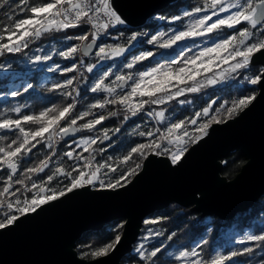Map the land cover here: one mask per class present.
Segmentation results:
<instances>
[{"label": "snow or ice", "instance_id": "snow-or-ice-1", "mask_svg": "<svg viewBox=\"0 0 264 264\" xmlns=\"http://www.w3.org/2000/svg\"><path fill=\"white\" fill-rule=\"evenodd\" d=\"M9 3L10 0H0V8L9 5ZM20 4L23 7H20L19 10L27 11L29 15L27 18L14 21L9 17V24L0 29V57L23 52L30 43L40 39L45 34L76 28L83 24L90 25L92 30L76 37L66 36L65 41L75 39L78 43H73L71 46L65 47L64 50L56 51L54 49L53 51L54 54L64 59H72L78 53L87 56L90 50L96 46L97 40L105 30L126 23L114 9L112 0H48V2L39 0L35 3H29V0H20ZM206 9L211 10L210 15L205 12L199 18L190 19L184 30L175 31L171 35L166 32H159L157 35H153L148 43L158 44L159 48L167 50L173 49V46L180 41L209 36L224 29H232L233 34L223 38H213L210 46L200 48L193 55L185 56L184 52L181 51L180 57L182 59L168 64H157L155 67L139 72L136 77L132 73H128L127 76L116 75L115 80L121 85L133 81L130 91L117 95L114 99L97 101L89 105L87 110L73 115V110L76 107V99L73 93L78 96L79 90L77 88H72V91L66 90L77 79L76 76H72L66 79L63 84H53L50 89V91L60 90L64 96L72 97L71 103L66 105L53 104L38 113L27 115L21 113L23 106L9 109L11 113L20 114L18 119L0 114V129L9 131L15 129L17 132L16 139L5 147H0V167L6 168L10 173H17L19 162L30 154L38 144L46 143L51 155H54L53 144L58 138L62 139L80 130H94L96 125L101 124L102 121L118 115V112L110 111L107 115H98L94 119H88L87 122L78 125V121H83L86 117L92 116L94 109H104L106 105H121L123 107L125 113L123 123L143 112L146 105L166 104L185 93H198L202 88L215 86L224 81L233 80L236 90L241 93L247 90L245 85L260 84L264 78V68L258 74L244 76L243 83L236 82L233 78L239 75L242 70L251 71L254 54L264 50V0H204L203 8L197 7L193 12H184L183 15L192 17L193 13H201ZM220 13L224 15L220 16ZM172 19L179 20L181 17L177 16ZM238 25L241 27L237 28ZM171 31L169 29V32ZM138 35L133 33L127 41L128 45L137 41ZM127 50L126 46L120 44L99 45L95 55L100 60H105L121 57ZM151 56L153 53L150 51L136 55L125 67L132 69L138 62ZM51 59V55H35L32 62L43 66V62ZM224 65L227 67H223ZM80 66L84 67L83 61H81ZM94 67V65H87L86 71L91 73ZM4 68L5 64L0 63V69ZM49 70L71 73L79 71V68L76 63H72L71 67L61 69L59 65H56ZM108 75V72L104 73V77ZM29 89H33L31 83L22 86L23 92H28ZM90 90L93 93L101 90L109 94L116 92V88L105 85L103 77L97 80ZM7 95L6 93L5 98ZM10 95L12 97L21 95V90H13ZM256 98V92L247 95L241 94L231 101L221 104L214 111L213 104L216 101H213L207 107L195 112L192 118L171 123L163 132H160L159 129H156L155 132L151 130L138 131L140 126L137 125V128L133 129L132 135L150 139L131 147L126 154L116 158L115 161L110 157L108 161L95 165L93 163L95 156L92 155L94 150L91 146L96 144L98 140H109V130L105 129L102 135L96 138H82L76 142V147L64 153V156L77 161L83 160L84 163L82 165L77 163L71 170H67L61 164L52 171L51 175H47L45 180L39 184L33 182L30 189H25L31 193L30 197L25 195L23 199H20L17 196L12 201L7 200L5 193H9L13 180L12 175H8L6 185L0 190V209H4L0 213V229L13 225L21 215L34 213L43 205L75 189L88 186L95 187L96 185L99 186L100 190H117L126 187L132 182V178L140 174L144 166L143 161L149 155L166 156L172 166L180 164L189 152L190 145L198 144L207 137L213 124L226 123L227 120L235 118L249 108ZM180 103L190 102L181 100ZM147 114L149 117L159 118L161 121L165 119L163 110L148 112ZM119 131L120 128H116L113 134ZM13 145L16 146L13 147ZM80 147H83L85 152H89V156L84 157L77 154L76 148ZM51 155L40 160L38 165L26 168L24 179L16 180L15 183L25 185L26 180L32 174L44 172L49 167ZM111 173L119 174L113 178ZM60 177L68 179L69 183L63 188H51L49 186L51 182L59 180ZM20 191L17 189V192ZM157 222L156 220L144 221L145 224ZM122 227L123 224H117L115 231L119 233V229ZM148 232L155 236L163 234L161 232L153 233L152 229H148ZM168 239L171 240L172 237L169 236ZM121 240L122 236L116 234L110 242L98 246L90 252H85L83 255L92 258L104 257L114 251ZM248 241L257 242V247L264 246V230H261L260 234H247L238 243L244 244ZM162 248L163 245L149 252L141 243L135 252L139 256L141 264H144V262H152L153 258L162 251ZM199 248L200 244H197L190 250H182L177 259L185 260L188 264H227L236 257H251L255 251L253 247H243L225 253L217 251L210 259H205L198 251ZM258 264H264V259L259 260Z\"/></svg>", "mask_w": 264, "mask_h": 264}, {"label": "trees", "instance_id": "trees-1", "mask_svg": "<svg viewBox=\"0 0 264 264\" xmlns=\"http://www.w3.org/2000/svg\"><path fill=\"white\" fill-rule=\"evenodd\" d=\"M39 2V0H29V3ZM48 2V0H43ZM204 0H176L170 3L164 9L158 11L156 14L150 16L146 22L139 27H129L117 25L114 28L105 30L104 35L97 41L99 45H124L127 48L132 46L129 52L125 53L121 58H114L104 63H99L100 60L96 55L95 50L92 54L82 56L84 67L79 70V76L73 82L72 86H69L66 90L72 91V88L79 90V95H73L76 99V107L73 110V115L79 114L82 111L87 110L88 106L96 103L97 101H104L106 99H114L117 95L125 93L124 90L119 89V82H116V75H125L132 73L133 76L138 75L139 72L146 67H154L157 64L170 63L162 56L156 55L159 53L158 44H151L148 41L153 35H157L159 32H166L169 35L175 31L184 30L190 19L199 18L204 15L205 12L209 13L211 10H204L201 13H193L192 17H185L184 12H193L197 7L203 8ZM19 5V7H18ZM23 7L20 4V0H10L9 5L0 8V29L3 26L9 24V17L12 20L26 18L29 13L27 11H20L19 8ZM181 17L179 20H173V17ZM163 17V19H160ZM241 27L240 25L237 28ZM169 29L172 31L169 32ZM86 25H81L76 28H69L60 32H52L45 34L40 39L33 41L29 44L27 49H24L21 53L6 54L0 57V63L5 64L4 69H0V114L4 116H10L12 119H18L20 114L11 113L9 109L16 106H23L21 109L22 114L38 113L46 107H50L53 104L66 105L72 102V97H66L60 90L50 91L53 84H63L66 79L75 76V71L71 73H62L59 71H50L49 68H54L59 65L61 69L65 67H71L72 63L77 60L76 57L72 59H64L54 54L56 51L64 50L65 47L71 46L73 43H78L75 39L71 41H65L64 38L76 37L83 35L87 32ZM133 33L139 34L138 40L133 42L132 45H128L127 41ZM233 34L232 29H224L219 33H213L209 36H217L223 38L226 35ZM208 37V36H207ZM191 49V51H188ZM152 52L153 56L148 57L146 60L138 62L132 69L125 67L124 63H128L129 57L144 52ZM185 56L195 54L194 45L188 44L187 48L183 50ZM35 55H51L52 59L41 64L32 62V58ZM182 59V57H178ZM94 65L93 72H87L86 66ZM263 67L261 65H251V71H241L239 75L233 79L236 82L243 83V77L246 75H255L260 72ZM108 72L109 75L104 77V73ZM82 73V75H81ZM101 77L104 78L105 85L116 88V92L109 94L106 91L91 92V88L94 86L97 80ZM31 83L33 89H29L28 92L22 91V86ZM246 91L241 93L236 90L233 80L224 85L216 86L214 88L202 89L198 93H185L183 96L170 101L168 104L162 106L165 112V119L159 121L158 124H154L144 114V112L138 113L137 116L131 117L128 121H123L124 109L121 105H106L104 109H94L93 115L86 117L80 123L87 122L88 119H94L98 115H107L110 111L118 112L115 117H109L108 119L96 125L93 133L87 130H80L76 136L61 139L55 150V154L51 156V162L49 167L44 172L34 173L33 178L35 183L39 184L45 180L47 175H51L52 171L61 164L67 169L71 170L77 163L83 164V160H73L64 156V153L70 151L76 147L78 137L82 135H90L92 138L101 136L105 129L109 130V140H98L96 144L92 145V155L95 156L94 165L108 161L109 158H116L123 156L126 152L134 147L138 143H144L148 137H140L132 135L133 129L137 128L138 131H154L159 129L163 132L171 123H175L179 120L186 118H192L195 112L207 107L213 101V111L215 108L220 107L221 104L231 101L232 99L240 96L241 94L247 95L251 92H257V85H245ZM13 90H21V95L12 97L10 92ZM7 98H5V94ZM188 101L190 103L181 104L180 101ZM148 106L144 110H148ZM116 128H120L118 133L113 134ZM191 128V126H190ZM0 147H5L10 144L12 140L17 138V132L15 129L3 130L0 129ZM16 145H13L15 147ZM103 149V151H101ZM76 153L84 157L89 156V152H85L83 147L76 148ZM49 155V150L44 144H38L36 148L32 149L31 153L24 157L18 165L17 173H10L6 168L0 167V190L7 183L8 175H12V187L9 193H5L7 200L12 201L17 196L23 199L25 195L31 196V193L21 190V185L15 183L16 180L24 179V170L34 165H38L40 160L45 159ZM246 158L239 150H232L225 158H223L221 175L227 179L233 178L239 171ZM227 162L226 164L224 162ZM119 173H111L110 175L115 178ZM103 178V177H102ZM107 179V178H105ZM69 183V180L60 177L59 180H54L49 185L51 188H63ZM96 187H99L96 185ZM31 188V187H30ZM28 188V189H30ZM20 189V192H17ZM4 209H0L2 213ZM17 215H19L17 213ZM147 219L149 221L156 220L157 223L145 224L142 223L137 241L140 240L146 229L149 227L152 232L163 233L160 236L155 237L150 244H148V250L152 251L156 247L163 245L162 251L158 253L157 257L153 258L152 262H144V264H180L176 257V254L182 250H190L197 244H200L201 255L205 259H210L215 252L225 253L231 250H239L243 247H253L255 249L251 257L240 256L233 258V261L227 262V264H258L259 260L264 259V246L257 247V242H245L244 244L238 243L243 240L247 234H260L261 230H264V193L246 210L240 211L230 219H220L215 216L201 217L198 213L190 210V207H182L175 203H170L167 207L154 211ZM123 220H113L104 224L98 230H89L84 232L75 242V249L80 257L91 259L92 257H85L83 253L90 252L96 247L106 244L114 239L116 234H121L115 231L117 224H122ZM174 234V235H173ZM172 239L169 240L168 237ZM136 241V242H137ZM136 242L133 244L132 250L125 255L120 264H141L139 256L135 252ZM206 242V243H202Z\"/></svg>", "mask_w": 264, "mask_h": 264}, {"label": "water", "instance_id": "water-1", "mask_svg": "<svg viewBox=\"0 0 264 264\" xmlns=\"http://www.w3.org/2000/svg\"><path fill=\"white\" fill-rule=\"evenodd\" d=\"M174 1L112 0V4L126 26L139 27ZM97 46L96 42L88 55ZM251 64L264 68V50L254 54ZM256 93L249 108L226 123L213 124L207 137L190 145L180 164L172 166L166 156L149 155L140 174L126 187H81L0 229V264H120L132 250L143 221L170 203L190 207L201 217L223 220L246 210L264 193V78ZM235 149L246 160L227 179L221 175L222 160ZM113 220H123L122 240L116 249L100 258L80 257L76 240Z\"/></svg>", "mask_w": 264, "mask_h": 264}, {"label": "rangeland", "instance_id": "rangeland-1", "mask_svg": "<svg viewBox=\"0 0 264 264\" xmlns=\"http://www.w3.org/2000/svg\"><path fill=\"white\" fill-rule=\"evenodd\" d=\"M209 15L211 14V11L208 13ZM220 16H223L224 14L223 13H220L219 14ZM213 19H215V17H213ZM213 38H218L217 36H212V37H210V36H204V37H202L200 40H198V41H196V42H192V43H188V44H193L194 45V48H195V52H197V51H199L200 50V48H202V47H205V46H210V44H211V42H212V40H213ZM187 44V45H188ZM187 45H185V43H184V41H180V42H178L177 43V45H175V46H173V49H161V48H159V53L156 55V57L157 56H162L163 58H165V59H167L169 62H173V61H176V59L180 56V52L181 51H183L184 49H186L187 48ZM128 50L126 51V53L127 52H129V50H131L132 49V46L131 47H129V48H127ZM96 50L98 51V46H97V48H96ZM144 53H146V52H144ZM140 54H142V53H140ZM140 54H136V55H140ZM136 55H134V56H136ZM134 56H132V57H134ZM122 57V56H121ZM121 57H114V58H121ZM132 57L130 56L129 57V60H128V62H130L131 61V59H132ZM114 58H110V59H105V60H99L98 62L100 63H104V62H107V61H109V60H113ZM125 65L127 64V63H124ZM160 64H163V63H160ZM252 65V64H251ZM155 67V66H154ZM223 67H227V65H224ZM148 68H151V67H146L144 70H142V71H145V70H147ZM136 76H138V75H135L134 77H136ZM231 80H228V81H224V82H221V83H218L217 85H215V86H209V87H205V88H202V89H206V88H214V87H216V86H220V85H224V84H226V83H229ZM132 82L133 81H128L126 84H125V86L124 87H122V89L119 87V89L120 90H124L125 91V93L126 92H128V91H130V88H131V84H132ZM201 89V90H202ZM170 102V101H169ZM169 102H167L166 104H168ZM166 104H162V105H151V104H149V105H146V106H148L149 108H148V110H144L143 112H144V114H145V116L150 120V121H152L155 125L156 124H158L159 123V121H161V120H159V118H154V117H149L148 116V112H158V111H161V110H163V108H162V106H164V105H166ZM146 106H145V108H146ZM164 111V110H163ZM88 137H91L90 135H82V136H79L78 138V141L80 140V139H82V138H88ZM28 180V179H27ZM26 180V181H27ZM94 188H98V187H94ZM145 220H148L147 218L145 219ZM144 220V221H145ZM122 224H123V221H122ZM148 229H151V228H147L146 229V231H145V233H144V235H143V237L140 239V240H138L137 242H136V247H135V249L141 244V243H143L144 245H145V249H146V251L148 250V244H150V242H152V240H154V238L155 237H153L154 235H150L149 234V232H148ZM154 233V232H153ZM145 237H148V239H145ZM134 249V250H135ZM178 254H179V252L176 254V257H178ZM189 259H192V258H189ZM179 263L180 264H188V262L187 261H185V260H180L179 261Z\"/></svg>", "mask_w": 264, "mask_h": 264}, {"label": "built area", "instance_id": "built-area-1", "mask_svg": "<svg viewBox=\"0 0 264 264\" xmlns=\"http://www.w3.org/2000/svg\"><path fill=\"white\" fill-rule=\"evenodd\" d=\"M27 18V17H26ZM83 25H86L87 26V28H88V30H87V32H90L92 29H91V26L90 25H88V24H83ZM122 26H126V24H124V25H122ZM103 35H104V33H102L101 35H100V37H99V39H101L102 37H103ZM98 39V40H99ZM82 54H77V56H76V61H75V63L78 65V68H79V70L82 68L81 66H80V64H81V61H82ZM75 76L76 77H78L79 76V71H75ZM122 89V88H121ZM88 132H90V133H92V134H94L93 133V130H87ZM95 138H96V136H95ZM60 138H58L57 139V141L53 144V148H54V152H55V150H56V148H57V145H58V143L60 142ZM45 145V147L49 150V148H48V146H47V144L45 143L44 144ZM49 155H51V153H50V150H49ZM52 156V155H51ZM33 182H35L34 181V178H33V175H31V177L26 181V183H25V185H21V190H25L26 188L28 189V188H30L31 187V184L33 183Z\"/></svg>", "mask_w": 264, "mask_h": 264}, {"label": "bare ground", "instance_id": "bare-ground-1", "mask_svg": "<svg viewBox=\"0 0 264 264\" xmlns=\"http://www.w3.org/2000/svg\"><path fill=\"white\" fill-rule=\"evenodd\" d=\"M139 236V235H138ZM137 241V240H136Z\"/></svg>", "mask_w": 264, "mask_h": 264}]
</instances>
